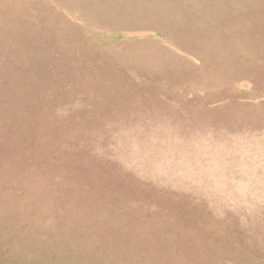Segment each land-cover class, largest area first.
<instances>
[{
    "label": "rangeland",
    "instance_id": "rangeland-1",
    "mask_svg": "<svg viewBox=\"0 0 264 264\" xmlns=\"http://www.w3.org/2000/svg\"><path fill=\"white\" fill-rule=\"evenodd\" d=\"M0 264H264V0H0Z\"/></svg>",
    "mask_w": 264,
    "mask_h": 264
}]
</instances>
